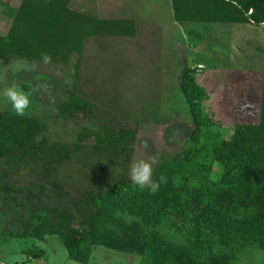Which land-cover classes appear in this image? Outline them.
Listing matches in <instances>:
<instances>
[{
  "label": "trees",
  "instance_id": "16d2710c",
  "mask_svg": "<svg viewBox=\"0 0 264 264\" xmlns=\"http://www.w3.org/2000/svg\"><path fill=\"white\" fill-rule=\"evenodd\" d=\"M18 1L19 8L6 14L12 21L7 35L0 36V69L8 61L43 63L41 54L47 53L48 64L68 66L77 58L78 72L88 40L134 35L133 22L74 10L73 0ZM170 1L173 19L181 25L264 28V0ZM200 70L186 67L180 80L195 125L193 146L155 170L154 180H167L155 193L123 175L118 180L113 172L129 163L137 131L86 130L71 146L46 140L48 126L37 118L0 112V165L41 163L50 175L58 174L91 142L92 155L105 161L95 170L108 177L103 190L88 194L81 204L73 200L75 216L41 209L22 234L12 237L39 242L57 237L69 259L80 264L90 263L95 248L140 257L141 264H240L247 250L264 251V65L258 121L235 124L228 140L208 131L223 125L210 113ZM93 108L76 87L57 107L64 119L91 117ZM213 164L219 168L216 177ZM57 184L53 187L60 191ZM30 256L38 260L41 254L31 251Z\"/></svg>",
  "mask_w": 264,
  "mask_h": 264
},
{
  "label": "rangeland",
  "instance_id": "374dc122",
  "mask_svg": "<svg viewBox=\"0 0 264 264\" xmlns=\"http://www.w3.org/2000/svg\"><path fill=\"white\" fill-rule=\"evenodd\" d=\"M19 6L18 0H0V36H6L11 27L6 14ZM71 8L102 20L131 21L134 35L88 40L78 72L77 58L68 66L3 63L0 88L16 84L31 89H24L32 101L24 116L48 126L44 138L49 142L72 146L86 130L102 133L104 128L116 132L131 128L138 136L130 161L113 172L118 180L123 175L131 181L130 162L150 159L155 161L154 179L158 167L193 146L195 125L180 91L186 67L201 69L199 84L210 95V113L223 125L210 128V133L228 140L235 124L258 121L264 28L181 25L173 19L170 0H73ZM75 87L93 105L92 116L60 118L57 107ZM0 112L14 113L3 97ZM85 148L58 174L50 175L41 163L0 165V264H80L69 259L57 237L39 242L12 234H22L24 225L41 209L48 215L67 212L75 216L74 199L81 204L88 194L105 188L107 173L95 170L105 161L92 155L91 142ZM212 170L216 177L218 165L213 164ZM56 184L60 191L54 189ZM31 251L41 254L40 259L30 256ZM142 262L137 256L95 248L89 264ZM240 264H264V251L247 250Z\"/></svg>",
  "mask_w": 264,
  "mask_h": 264
},
{
  "label": "clouds",
  "instance_id": "9594fccd",
  "mask_svg": "<svg viewBox=\"0 0 264 264\" xmlns=\"http://www.w3.org/2000/svg\"><path fill=\"white\" fill-rule=\"evenodd\" d=\"M41 61L48 64L52 61L51 55L41 54ZM0 97H3L11 106V109L17 116H24L31 107V95L22 87L16 84H10L0 88ZM145 149L147 145H144ZM154 160L133 159L129 164L130 180L133 185L140 189H147L151 193L158 191L161 184L167 182L166 177L161 176L158 181L153 179Z\"/></svg>",
  "mask_w": 264,
  "mask_h": 264
}]
</instances>
